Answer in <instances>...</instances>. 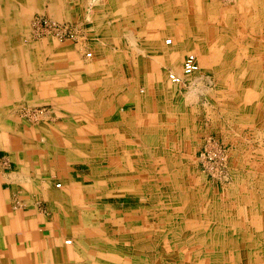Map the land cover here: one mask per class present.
<instances>
[{"label":"rangeland","instance_id":"1","mask_svg":"<svg viewBox=\"0 0 264 264\" xmlns=\"http://www.w3.org/2000/svg\"><path fill=\"white\" fill-rule=\"evenodd\" d=\"M40 2L30 1L20 39L38 59L33 73L52 63L90 79L32 76L46 94L5 123L29 128L0 135L4 210L24 230L33 215L62 221L63 241L91 222L104 229L103 252L79 241L87 264H264V0L107 1L103 13L102 0H54L57 11ZM191 53L198 72L174 83L169 74L181 75ZM62 86L78 115L60 103ZM69 130L99 141L58 140ZM24 137L47 144L46 157L12 154ZM81 203L77 218L69 206ZM11 221L1 227L12 230Z\"/></svg>","mask_w":264,"mask_h":264},{"label":"bare ground","instance_id":"2","mask_svg":"<svg viewBox=\"0 0 264 264\" xmlns=\"http://www.w3.org/2000/svg\"><path fill=\"white\" fill-rule=\"evenodd\" d=\"M47 1L50 3L51 10H55L57 8L54 0H47ZM3 4H6L9 8H15L16 7L15 0H10L9 2L5 1V0H0V6L1 7L3 6ZM25 7H26V4H25ZM56 11H57V9H56ZM53 15H56V14L53 13ZM8 19H9V25L6 24V25H4V27H2L4 29H2V28L0 29V106L3 104H9L10 102L8 103V101L9 100L11 101V99H12V97L8 95L9 88L5 83H10L12 81V77H15V76L19 77L21 74H24L22 72L25 71V69H23L24 68V65H23V59H24L23 56L24 55L20 54L18 50H17V52H14L13 54L8 55V52H6V50H8V48L6 46H8V44H10L13 41V39L15 40V38H17V37H21V36L25 37L26 36V33H27L26 17H24V19H22L23 22H22V20H20L18 25H12V24L16 23V20L14 21L15 23L13 22V20H12L13 23H11V20H10L11 16H9ZM10 23H11L12 27H11ZM11 47L9 48V50L11 49ZM9 53H11V52H9ZM89 55H91V54H89ZM47 64H49V63H47ZM71 71H73V70L71 69ZM181 75H183V73ZM19 98H21V97H19ZM15 102H17V101H15ZM31 106H33V105H31ZM1 118L2 117H1V113H0V120H1ZM9 130L13 131L14 130L13 126H8V125H4V124L0 123V135L6 133V131L9 132ZM44 133L47 134L46 129L44 130ZM48 134H47L48 138L51 139L52 135L50 133H48ZM58 134L59 133H57V135ZM57 135H56V137H58V140H61L63 143H68L70 145L71 144L72 145H78L80 143L79 139H82V138L76 137L73 140L71 138L68 139L67 137H62L61 135H59V136H57ZM26 137H28V136H26ZM26 137L22 138V140L20 139L21 141H19V142H18V140H15L17 143V147L19 149L18 148L14 149V146L11 145L13 148H11L10 152L15 155V152L19 153V152L23 151L24 156L22 158H26L27 160L30 158L32 159L33 154H35L37 152H40L44 157H46V154H44L42 152V150H43V148H46V146H48V145L46 144V145H43V147H41L40 146L41 144H37L36 145L37 147H34L35 141L28 139L30 137H28V138H26ZM105 142H106V144H110V142H107V141H105ZM19 143H22L23 147H19ZM55 153H57V152L55 151ZM19 156L21 157V155H18L17 157L19 158ZM58 157L61 158L62 156L60 154H58ZM26 165H30V164H26ZM19 166L21 167V169H24L23 164H21ZM37 166H39V165H37ZM104 169H105V167H103L102 170H104ZM42 188H44V187H42ZM91 190H92V188H90V192H92ZM89 196L94 197L93 192ZM73 204H76V203H73ZM82 206H84L83 203L76 205V206L72 205V206H69V209H71V210L73 209L72 212H74V214L76 215L77 218H80L79 217L80 216L79 211H77V209H80L81 211H83L81 209ZM62 208H63L62 211L65 212V208L64 207H62ZM91 208H92V206H91ZM86 209L90 210L89 206H87ZM13 213L14 212H12L10 209L4 210V208L0 207V227L3 225V222H2L3 217L8 218V215H9V217L11 219H14V221H15V222H13V221L10 222V224L12 225V230L10 228H8V230H4L3 227H1V229H0V264H8V263L12 264V260L15 262L18 261L14 257L16 252L14 250H12L15 248L14 245L17 243H19L21 245L20 247H22L20 259H19L17 264H19V263L20 264H87V263H89V262H87L88 259L86 257L81 256L80 252L77 250L78 249L77 247H81L80 246L81 243L79 241H81V242L86 241V243L90 242V245L88 243V246L90 247L89 250H90L91 255L96 253V251H98L99 249H101L102 252L105 249L101 245H99V247L97 246V243H98L97 239H101V237L103 236L101 234L104 232V229H102L100 227H99V229H98V227L92 228V226L89 225V224H92V222L89 223V221L91 220L93 215H91V218L88 216L87 219L84 221V223H86V224L89 223L87 228H86V231H84L85 230L84 228H80L79 231H75V230L70 228L69 229L70 231L73 230L70 234L73 236L74 240L73 239H65L63 241V237L65 235L63 232V228H65V224L62 223V221H60L56 227L55 226L53 227V223H50V220L47 219L46 217L33 215V216H30V227L26 228L24 230V228L19 227V225L22 222L17 221V218H16L17 216L16 215L14 216ZM69 213L70 212H67L68 215H69ZM80 213L82 214V212H80ZM98 215H100L99 212H98ZM61 220H63V219H61ZM48 228H50V230L46 231V229H48ZM21 229H23V230L21 231ZM17 231L18 232L20 231V233L19 234L16 233ZM109 240H110V238H109ZM73 243H74V246H68V245H71ZM81 248H83V247H81ZM86 249H88V247H86ZM89 250H87V252ZM34 253H38L39 256L38 255H37V257L33 256V260H30L29 257L31 255H33Z\"/></svg>","mask_w":264,"mask_h":264},{"label":"crops","instance_id":"3","mask_svg":"<svg viewBox=\"0 0 264 264\" xmlns=\"http://www.w3.org/2000/svg\"><path fill=\"white\" fill-rule=\"evenodd\" d=\"M5 1H8L9 2L10 0H5ZM30 1H32L35 6H37V5L39 6V3H41L40 0H15V3H16V7L15 8H9L7 5H4V4H3L2 7L0 6V29L2 27H4V25H6V24L9 25V19H8L9 16H11V19H10L11 20V23H13L16 20V23L14 22L15 24H12V25H18L19 21L22 20V19H24V17H26V15H27L28 11L31 10L29 8L30 7ZM41 1L43 3H49L47 0H41ZM102 1H103L102 7L101 8H98L99 10L102 11V13L105 10L107 11V10H111V8H113V6L110 3H109L108 6H105V3L107 1H111V2L114 1V3H113L114 7H116V8L119 7V9H121L122 8L121 5H123L121 3V1H123V0H116V2H115V0H102ZM25 4H26V7H25ZM117 4H118V6H116ZM49 6H50V3H49ZM130 6L132 7V5H130ZM20 7H22V8H20ZM34 8H39V7H34ZM108 12L110 13V11H108ZM122 13H127V12L126 11H123ZM130 13H132V10H130ZM132 14L138 15V11H135ZM12 20H13V22H12ZM22 22H23V20H22ZM11 23H10V25H11ZM12 25H11V27H12ZM2 29H4V28H2ZM21 38H23V37L21 36V37L15 38V40L13 39V41L10 44H8V46H6L8 48V50H6V52H8V55L9 54H13L14 52H17V50L19 51L20 54H23L24 55V56L23 55L22 56L24 58L23 59V65H24V68L23 69H25V71L22 72L24 74H21L19 77H16V76L15 77H12V81L10 83H5L8 86V88H9L8 95L11 96L12 99H11V101L10 100L8 101V103L10 102L9 104H3V105L0 106V113H1V117H2L1 120H0V123L1 124L4 123V125H6L5 124L6 122H11L12 121V119L9 118V117H10V114H11V112H12L13 109H15L16 107H19V106H27V105L28 106H31V105L35 106L36 104H38V101H34L32 99V97L34 95H43V94H46V91H43L44 93L43 92L42 93H39V91H37L39 89L40 90H43L42 88L35 89L34 86H31L30 85V82L32 81V76L33 75L36 76V77H38V78H43L45 81H47V80H54V81H56L58 83H60L61 80L62 81L63 80H65V81H71V80H73L72 77H71L72 76L71 74H74L73 71H68V72L63 71V70L59 69V67L56 66V64L55 65H52V63H51V65L50 64H47V63H44V65H43L44 68L42 67V70L39 71L38 74L37 73H33V72H35L34 69H33V66L36 63H38V59H35L33 56H31V54H30L31 53V48L28 47V45H26L25 43H23L20 40ZM168 42H171V41L169 39H167V43ZM10 47H11V49L9 50ZM9 52H11V53H9ZM68 59H69L70 62H74L73 59L70 56L68 57ZM71 69H72V67H71ZM67 73H69L70 75L68 76ZM89 79L90 78H88L85 75V73H84L83 76H81L80 78L77 76V78L74 79L73 81H79V82L88 83ZM57 88H61V90L58 92V94L60 95V98H59L60 103H64L65 105L68 106V109L71 110L72 113L74 112L75 114L78 115V113H80L82 111V109L80 108L81 106L79 105V103L77 102V100L75 98H73V96H69V94L65 91L67 88H64L63 86L62 87H57ZM28 95L30 96L29 99L26 98ZM19 97H21V98H19ZM79 97H80V95H79V93H77L76 94V98H79ZM15 101H17V102H15ZM39 103H41V102H39ZM105 114H107L106 115L107 118L110 117L108 113H105ZM103 116H104L103 121H105V115H103ZM103 124L104 123H102V125H101L102 127L104 126ZM73 125H75V124H73ZM109 125H111V124H109ZM8 126H17V127H20L21 126V127H27V128H29V125L27 123L23 122L22 124H20V122H18L17 119L16 120H13V122L10 123V125H8ZM39 126L41 128V132L42 133H44V127L45 128H50V126L48 127V125H46V124L44 126L43 125H39ZM73 127L74 126H72V128ZM50 129H52V128H50ZM81 133L79 131H78V133L77 132L74 133V131H70V132L66 133L67 135H62V137H67L68 139L71 138V139L74 140L76 137L82 138V136L79 135ZM86 133L89 135L90 134V131H87ZM18 137H20V136H16V138H18ZM83 137L84 138H82V139H86L87 141H99V139H96V138H93V137L90 138V137H87V135H85ZM40 161H42V160H40ZM23 173L24 174H27V171L26 172L23 171ZM3 202L6 203L7 201L2 200V198L0 196V207L1 208H4V206H5ZM263 242H264V239H263ZM15 250H17V249H15ZM20 255H21V253H20Z\"/></svg>","mask_w":264,"mask_h":264},{"label":"built area","instance_id":"4","mask_svg":"<svg viewBox=\"0 0 264 264\" xmlns=\"http://www.w3.org/2000/svg\"><path fill=\"white\" fill-rule=\"evenodd\" d=\"M198 70H199V64L197 61V57L195 54L191 53L185 59L183 66V75H180L175 72H171L169 74V77L174 83L181 84L184 82L186 76L192 75L198 72Z\"/></svg>","mask_w":264,"mask_h":264}]
</instances>
